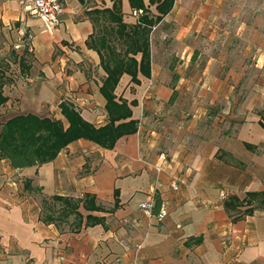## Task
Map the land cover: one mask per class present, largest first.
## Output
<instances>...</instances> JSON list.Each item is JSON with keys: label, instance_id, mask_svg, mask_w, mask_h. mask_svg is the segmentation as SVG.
Segmentation results:
<instances>
[{"label": "crops", "instance_id": "crops-1", "mask_svg": "<svg viewBox=\"0 0 264 264\" xmlns=\"http://www.w3.org/2000/svg\"><path fill=\"white\" fill-rule=\"evenodd\" d=\"M57 1L63 13L50 27L19 1L0 0V34L23 30L33 57L29 74L4 86L0 121L32 114L67 127L58 109L65 101L102 127L107 74L87 42L98 43L103 22L86 13L114 0ZM160 2L142 0L150 18L160 16ZM121 11L127 27L137 24L130 0ZM108 38L122 54L118 36ZM148 43L149 76L138 72L135 83L124 73L114 91L139 122L136 134L110 150L77 140L24 169L0 160V264H264V203L248 199L264 201V0H175ZM153 189L167 210L161 222L139 210ZM55 196L94 199L92 210L79 204L80 231L74 216L42 220V199ZM230 198L244 204L227 213ZM88 215L103 222L85 228Z\"/></svg>", "mask_w": 264, "mask_h": 264}, {"label": "trees", "instance_id": "trees-1", "mask_svg": "<svg viewBox=\"0 0 264 264\" xmlns=\"http://www.w3.org/2000/svg\"><path fill=\"white\" fill-rule=\"evenodd\" d=\"M121 1L114 0L111 9L93 10L86 13L93 20L95 26L96 23L103 22L99 23V28H97V35L101 34L98 43L94 38H91L87 42V46L98 50L101 65L107 74L100 87V93L106 101L107 124L95 128L81 117L72 104L65 101L58 105V109L66 121L67 127L60 120L48 117L40 118L32 114L15 116L4 123L0 121V160H8L13 169H24L54 161L61 150L77 140H87L101 148L110 150L120 138L137 133L139 122L132 119V112L126 102L116 101L114 91L124 73L130 75L135 83L138 82L136 80L138 72L149 76V34L153 26L171 11L175 0H162L156 8L160 16L154 19L149 17L142 0H130V5L134 10L143 12L139 16L137 24L133 27H127L123 23ZM111 34H116L122 42V46L125 47L122 54L116 53L112 47L107 45L108 35ZM26 37H24V40ZM96 44L99 45V49ZM101 49H105L107 54L100 53ZM139 53L141 59L140 62H137L134 56ZM11 54L18 66L19 75L25 78L29 74L33 60L29 52L28 41H24L20 54L15 51H12ZM129 55H132V57H128ZM8 68L7 63L0 62V107L8 100L7 97L3 96L4 86L13 82L6 76L5 72ZM170 71L174 73L173 67ZM174 78H176V75H173ZM134 104L131 103V105ZM261 125L264 128L262 122ZM24 190L27 192L32 191L29 181L24 183ZM248 199H260L261 203H264L260 194L248 195ZM50 200V203L45 199L41 201L42 209L48 210V213L42 216V220L50 224L56 221L65 222L70 216H74L73 226L76 232L81 230L83 222V217L78 212L79 204L81 203L85 210H92V204H94V199L88 196H85L82 201L56 196ZM249 200L246 204L250 203ZM243 204L244 202L230 198L224 204V207L226 212L230 213V211L236 212L237 208L243 206ZM160 207V200L157 195H154L153 213L157 214ZM95 209L99 210L101 208ZM251 213L252 209H247L233 220ZM102 222L103 219L88 215L85 218L84 227L94 226Z\"/></svg>", "mask_w": 264, "mask_h": 264}, {"label": "built area", "instance_id": "built-area-1", "mask_svg": "<svg viewBox=\"0 0 264 264\" xmlns=\"http://www.w3.org/2000/svg\"><path fill=\"white\" fill-rule=\"evenodd\" d=\"M21 5L24 6V10L28 17L32 20H40L50 27H54L59 23V16L63 13V10L57 0H17ZM143 14L141 10L134 11L133 16L139 17ZM26 33L23 30L18 31L19 39L21 43L18 48H20L24 41L30 39L29 36L26 37ZM24 37L26 39L24 40ZM159 172V170H157ZM157 183L154 185V189ZM171 188L177 190V185L172 183ZM154 189L148 195V198L139 204V210L149 218L155 217L157 221L161 222L167 216V210L164 207H160L157 214L153 213L154 208Z\"/></svg>", "mask_w": 264, "mask_h": 264}, {"label": "rangeland", "instance_id": "rangeland-1", "mask_svg": "<svg viewBox=\"0 0 264 264\" xmlns=\"http://www.w3.org/2000/svg\"><path fill=\"white\" fill-rule=\"evenodd\" d=\"M20 43L21 40L18 36H3L0 34V62L7 63L9 65L8 70H6V74L10 79H15L19 76V70L16 63L14 62L11 52H21L22 46L20 48L17 47L20 45Z\"/></svg>", "mask_w": 264, "mask_h": 264}]
</instances>
